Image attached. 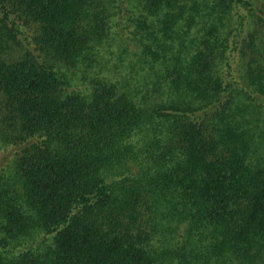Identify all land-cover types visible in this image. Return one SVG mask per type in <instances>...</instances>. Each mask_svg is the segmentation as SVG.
Wrapping results in <instances>:
<instances>
[{
    "label": "trees",
    "instance_id": "trees-1",
    "mask_svg": "<svg viewBox=\"0 0 264 264\" xmlns=\"http://www.w3.org/2000/svg\"><path fill=\"white\" fill-rule=\"evenodd\" d=\"M0 264H264V0H0Z\"/></svg>",
    "mask_w": 264,
    "mask_h": 264
}]
</instances>
